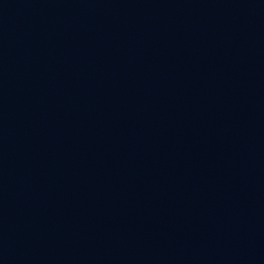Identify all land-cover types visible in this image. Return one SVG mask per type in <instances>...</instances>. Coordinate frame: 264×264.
I'll return each instance as SVG.
<instances>
[{
    "label": "water",
    "instance_id": "1",
    "mask_svg": "<svg viewBox=\"0 0 264 264\" xmlns=\"http://www.w3.org/2000/svg\"><path fill=\"white\" fill-rule=\"evenodd\" d=\"M0 264H264V0H0Z\"/></svg>",
    "mask_w": 264,
    "mask_h": 264
}]
</instances>
